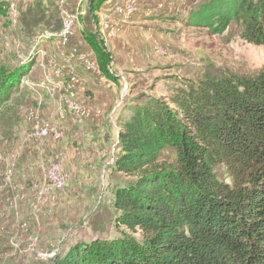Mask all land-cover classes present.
<instances>
[{
  "label": "rangeland",
  "instance_id": "1",
  "mask_svg": "<svg viewBox=\"0 0 264 264\" xmlns=\"http://www.w3.org/2000/svg\"><path fill=\"white\" fill-rule=\"evenodd\" d=\"M209 1L106 0L93 16L91 0H0V86L15 85L0 106V264H63L76 247L141 242L113 208L125 182L119 123L209 69L264 72V47L233 25L213 35L189 24Z\"/></svg>",
  "mask_w": 264,
  "mask_h": 264
},
{
  "label": "trees",
  "instance_id": "2",
  "mask_svg": "<svg viewBox=\"0 0 264 264\" xmlns=\"http://www.w3.org/2000/svg\"><path fill=\"white\" fill-rule=\"evenodd\" d=\"M105 1L91 0L93 16ZM189 24L213 35L233 25L241 40L264 47V0H210ZM93 49L104 71L103 51ZM14 87L10 79L0 86V106ZM117 141L114 166L125 182L114 191L116 224L141 242L76 247L63 264H264V72L209 69L135 108Z\"/></svg>",
  "mask_w": 264,
  "mask_h": 264
},
{
  "label": "bare ground",
  "instance_id": "3",
  "mask_svg": "<svg viewBox=\"0 0 264 264\" xmlns=\"http://www.w3.org/2000/svg\"><path fill=\"white\" fill-rule=\"evenodd\" d=\"M117 145H118V141H117Z\"/></svg>",
  "mask_w": 264,
  "mask_h": 264
},
{
  "label": "built area",
  "instance_id": "4",
  "mask_svg": "<svg viewBox=\"0 0 264 264\" xmlns=\"http://www.w3.org/2000/svg\"><path fill=\"white\" fill-rule=\"evenodd\" d=\"M67 27H65V29H66Z\"/></svg>",
  "mask_w": 264,
  "mask_h": 264
}]
</instances>
